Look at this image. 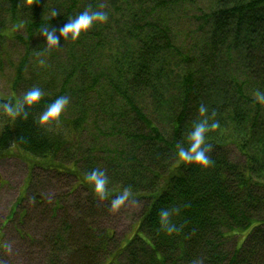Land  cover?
Returning <instances> with one entry per match:
<instances>
[{"label": "trees", "instance_id": "1", "mask_svg": "<svg viewBox=\"0 0 264 264\" xmlns=\"http://www.w3.org/2000/svg\"><path fill=\"white\" fill-rule=\"evenodd\" d=\"M85 9L108 20L45 45L41 28L59 36ZM4 65L10 91L0 102L32 87L43 95L26 119L0 113V156L15 150L30 170L70 175L87 192L78 219L54 231L68 254L76 248L73 264H264V103L255 98L264 0H0V73ZM58 96L69 100L59 126L40 125ZM201 104L220 125L206 134L207 169L176 158ZM96 168L109 177L104 200L85 179ZM124 187L146 202L133 233L109 249L112 232L88 218ZM161 208H179V231L160 226Z\"/></svg>", "mask_w": 264, "mask_h": 264}, {"label": "rangeland", "instance_id": "2", "mask_svg": "<svg viewBox=\"0 0 264 264\" xmlns=\"http://www.w3.org/2000/svg\"><path fill=\"white\" fill-rule=\"evenodd\" d=\"M2 68L0 96L6 97L10 91V66ZM25 157L16 154L15 150L11 155L0 156V264H73L78 253L76 248L68 254L66 244L54 242V231L64 223L63 220H67L63 225L67 228L78 219L77 209L86 208L87 192L81 187L74 188V178L70 175L50 173L37 166L30 170ZM145 202L132 195L129 201L113 211L111 202L104 201L103 207L96 205L102 209L88 218V222L99 231L112 232L113 240L108 246L112 249L115 242L133 233ZM54 204L57 210L52 209ZM249 228L239 233L238 246ZM102 256L100 259L103 260ZM121 256L126 262V255Z\"/></svg>", "mask_w": 264, "mask_h": 264}, {"label": "clouds", "instance_id": "3", "mask_svg": "<svg viewBox=\"0 0 264 264\" xmlns=\"http://www.w3.org/2000/svg\"><path fill=\"white\" fill-rule=\"evenodd\" d=\"M33 0H26L27 5H31ZM56 15L55 12L52 13ZM108 20L107 12L100 10H88L85 9L75 18L70 19L60 29L59 36L56 29L45 26L41 28L40 35L44 38L45 45L48 48L58 47L61 39L77 40L82 32L87 31L96 22H106ZM43 95L42 90L39 87H32L25 91L22 97L15 100L0 102V113L9 117L11 120H16L18 117L27 118L28 112L26 109L35 106ZM256 100L260 103H264V92H256ZM69 100L67 96H58L53 102H51L46 110H44L38 117V123L42 126L56 124L59 126L60 117L64 112ZM198 113L202 119H198L192 125L191 130L187 136V146L183 144L177 145L176 158L178 162L185 165H195L201 169L209 168L213 160L209 155L211 146L207 143V133L210 130L217 129L220 125L218 121L209 122L208 107L201 104L198 108ZM85 179L92 186V190L96 198L100 200L107 199L109 197L108 183L109 177L105 170L100 168L93 169L85 174ZM133 193L129 187H124L120 190L119 194L111 199V209L113 211L118 210L125 202L129 201ZM179 208L169 209L161 208L159 210V224L168 233L179 231L177 226L172 222L171 217L173 214H178ZM196 264H202L201 261H197Z\"/></svg>", "mask_w": 264, "mask_h": 264}]
</instances>
